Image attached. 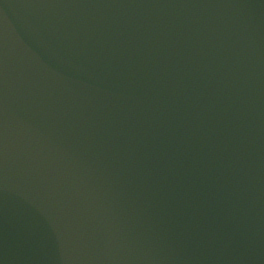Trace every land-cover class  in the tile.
Instances as JSON below:
<instances>
[{
  "label": "water",
  "instance_id": "water-1",
  "mask_svg": "<svg viewBox=\"0 0 264 264\" xmlns=\"http://www.w3.org/2000/svg\"><path fill=\"white\" fill-rule=\"evenodd\" d=\"M0 264H264V0H0Z\"/></svg>",
  "mask_w": 264,
  "mask_h": 264
}]
</instances>
